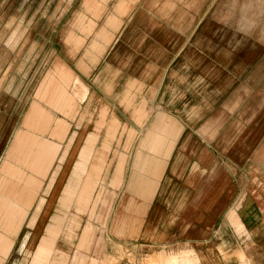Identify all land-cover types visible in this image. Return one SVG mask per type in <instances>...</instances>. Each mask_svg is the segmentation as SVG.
Returning <instances> with one entry per match:
<instances>
[{
  "label": "crops",
  "instance_id": "0c3cea01",
  "mask_svg": "<svg viewBox=\"0 0 264 264\" xmlns=\"http://www.w3.org/2000/svg\"><path fill=\"white\" fill-rule=\"evenodd\" d=\"M106 1L85 0L84 6L94 18L86 19V34L75 39V45L92 39L87 51L96 54L112 40L115 45L107 62L96 64L93 82L80 79L86 87V96L79 101L80 116L94 109L96 124L81 123L74 132L80 141L75 144L74 163L68 166V151L65 156L69 177H65L60 205L68 206L74 197L76 210L83 212L93 195L85 180L90 161L102 171L106 162L102 179L113 199L104 230L106 241L129 253L128 259L119 258L115 264H136L138 256L145 264H264L263 65L255 61L257 67L252 69L244 59L223 79L216 78L213 70L195 68L201 65L202 51L213 48L212 35L201 32L195 36V0L188 5L191 9L170 0ZM250 5L248 2L244 8ZM92 25L93 34H87ZM217 31L219 27L210 22L204 32ZM153 39L158 40L155 47L151 46ZM231 54L227 51L225 56ZM58 61L68 67L61 58L53 63L37 92L39 100L48 95L54 78L66 84L67 74L54 66ZM58 89L47 105L71 117L73 100ZM38 105L51 120L46 133H58L65 122L54 120ZM121 133L128 141H113ZM43 140L48 146L41 147L33 135L28 143L30 154L20 158L21 165H34V175L16 176L34 192H24L22 185L18 191L11 187V193L16 190L12 200L1 197L2 259L9 255L13 238L36 200L45 166L49 169L57 156V144ZM105 142L108 150L106 145L102 148ZM48 150L54 151L51 160L42 157ZM109 157L112 161L107 163ZM55 176H51L49 188ZM53 226L29 264L49 260ZM88 231L86 227L83 236ZM111 258L103 254L86 262L110 264ZM81 261L76 258L75 264Z\"/></svg>",
  "mask_w": 264,
  "mask_h": 264
},
{
  "label": "rangeland",
  "instance_id": "374dc122",
  "mask_svg": "<svg viewBox=\"0 0 264 264\" xmlns=\"http://www.w3.org/2000/svg\"><path fill=\"white\" fill-rule=\"evenodd\" d=\"M114 1L117 0L106 2ZM159 1L164 3L167 0ZM170 1L187 9H191L188 5L193 2V0ZM84 2L85 0H0V88L2 89L0 177H3L4 164L15 162L13 157L9 156L23 122L38 134L36 137L39 140L49 139L58 147L54 162L49 169L48 166L44 168L46 176L42 181V187L18 234L13 238V247L7 258H0V264H29L35 249L46 237L47 229L52 224L54 225L52 252L46 264H75L76 258H82L81 264H90L86 261L101 257L103 254L112 255L110 264H115L116 260H120L119 258L128 259L129 253L124 248L114 247L112 243L106 241L107 231L104 230L105 228L107 230L113 202L112 194L106 192L107 188L102 179L108 167L106 162L102 171L96 168L94 160L90 161L85 180L90 183L93 195L90 204L83 212L76 210L74 197L66 207H62L59 203L66 185L65 177L67 179L69 177V172L65 174V156L68 151L66 157L68 166L73 164L77 155L75 144L80 141L79 134L74 136V132H78L81 123L90 126L96 122V117L92 114L94 109H88L87 115L85 113L83 117L80 116L79 101L86 96V87L80 79L88 84L93 82L97 73L96 64L107 62L112 46L115 45V40H112L99 54L93 53L90 49L87 51L92 39L87 40L86 44L84 39L80 45H75V39L81 34H86L83 31V28L89 24L86 23V19L94 16L87 11ZM248 2L251 8L246 9L244 7ZM194 4L195 36L203 32L212 35L209 37L213 41L211 52L203 50L201 65L195 68L213 70L212 73H216V78L222 79L227 78L231 73L229 70L237 69L244 59L248 60L247 67L255 69L257 66L254 63L257 61L258 66L263 65L264 68V2L195 0ZM244 10H248L251 14H245ZM210 22L218 26L220 31L204 32ZM94 29L92 25L87 34H93ZM69 35L72 38H69ZM238 40L242 42L236 44L234 48L230 47L231 43H236ZM155 41L158 40H151L152 47H155ZM255 45L259 48L256 49ZM227 51L232 53L231 56H225ZM58 58L64 60L69 67L61 61L54 65L60 73L67 74L64 77L66 84L54 78L48 95L43 100H39L37 92ZM255 75L256 73L253 77ZM57 89L58 92L70 95L73 100L71 117L66 118L62 112L47 105L51 94L57 92ZM38 103H41L54 120L65 122L58 133H46L51 120L47 118L46 113H41ZM128 138L121 133L117 134L113 141L119 143L123 139L128 141ZM71 140L74 145L68 150ZM40 144L41 147L47 145L41 140ZM104 145L108 150V144L105 142L102 148ZM44 154L43 158L51 160L54 151L48 150ZM106 161L108 163L112 160L109 157ZM55 173L53 185L49 188L50 178ZM98 195L99 199L96 201ZM42 198L43 203L40 204ZM95 201L96 205L92 211ZM32 219L34 223L31 225ZM86 227H89V231L87 236H83ZM130 259L133 261L132 257ZM137 260L139 261L136 264H145L143 257L138 256Z\"/></svg>",
  "mask_w": 264,
  "mask_h": 264
},
{
  "label": "bare ground",
  "instance_id": "6f19581e",
  "mask_svg": "<svg viewBox=\"0 0 264 264\" xmlns=\"http://www.w3.org/2000/svg\"><path fill=\"white\" fill-rule=\"evenodd\" d=\"M33 135L37 136L38 134H36L32 128H29L26 125H24V122H23L22 129L18 132L15 138V142L13 144L12 151L9 156L10 158L13 157L12 159H14L15 162L14 163L6 162L5 165L2 167L3 177H0V201L2 200L1 197L3 198V200H5L4 197L6 199L8 198L11 199L12 197H14L16 194V190L18 191L19 190L18 187L19 186L22 187V185H23L22 188L24 192L28 191V193L30 192L29 194L34 192V189H32V187H29L27 189L24 183L20 181L19 177H18V180L16 179L17 175L19 176L24 175V174H28L29 176L34 175V171H33L34 165L33 164L23 166L20 163V158H22L23 156L27 154H30L29 144L31 143V139L33 138ZM28 137L30 138V140L27 139ZM42 139L43 138H40L41 141L46 142L45 140H42ZM22 167H24V169ZM11 187L16 189V190L13 189L12 193L10 192ZM17 200L18 199L16 198L15 201ZM11 223H12V219L7 225Z\"/></svg>",
  "mask_w": 264,
  "mask_h": 264
}]
</instances>
